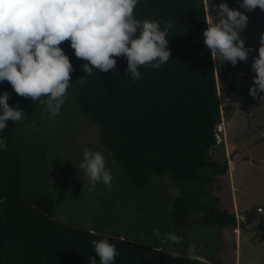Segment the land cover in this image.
Returning <instances> with one entry per match:
<instances>
[{"label":"trees","instance_id":"1","mask_svg":"<svg viewBox=\"0 0 264 264\" xmlns=\"http://www.w3.org/2000/svg\"><path fill=\"white\" fill-rule=\"evenodd\" d=\"M204 0H137L133 15L172 21L167 35L170 57L158 68L139 66V80L124 71L126 59L115 57L114 69L94 68L87 75L65 40L61 47L72 64L70 76L81 78L73 90V100L81 114L98 127L99 142L108 149L135 184L150 175L170 173L173 182L208 181L211 174L228 171L227 163L210 160L216 145V125L221 119L214 63L201 40L206 27ZM230 62L220 64L222 82L227 81ZM7 91V103L25 109L23 96L10 84L0 81ZM20 121L6 120L0 130L6 147L0 149V217L4 225V245L0 264H87L94 256L90 241L100 238L83 227L57 219V203L52 193L28 198L23 180L29 171L21 150ZM20 135V137H19ZM206 203L185 192L173 200V216L185 220L195 210L205 211ZM236 227L234 211L207 209L204 220ZM109 237L117 255L113 264H209L187 254H175L157 246ZM97 264H99L97 258Z\"/></svg>","mask_w":264,"mask_h":264},{"label":"rangeland","instance_id":"2","mask_svg":"<svg viewBox=\"0 0 264 264\" xmlns=\"http://www.w3.org/2000/svg\"><path fill=\"white\" fill-rule=\"evenodd\" d=\"M218 2L209 0L210 14L215 12L211 5ZM226 3L245 11L238 0ZM245 14L246 28L240 36L251 46L247 58L230 63L225 84L219 74L220 61H213L221 112L216 129L222 141L210 148L209 158L216 163L225 161L228 171L214 175L204 170L209 179L202 185L198 181L173 182L170 173L152 174L142 184L131 182L99 142L97 125L81 114L73 100L81 78L69 76L64 102L55 116L50 117L38 101L23 96L24 118L18 128L29 166L23 180L26 196L52 193L57 219L110 237L187 254L209 264H264V92L255 97L248 93L254 75L249 65L264 30V10L257 6ZM84 148L103 153L112 174L110 187L98 182L94 190H88L78 166ZM181 192L198 196L206 203L205 211L236 212L237 232L231 226L204 220L205 211L198 209L185 220H176L173 200ZM256 204L263 208L259 213L254 210Z\"/></svg>","mask_w":264,"mask_h":264},{"label":"clouds","instance_id":"3","mask_svg":"<svg viewBox=\"0 0 264 264\" xmlns=\"http://www.w3.org/2000/svg\"><path fill=\"white\" fill-rule=\"evenodd\" d=\"M245 11L254 7L264 10V0H238ZM137 0H0V81L6 80L20 96L30 97L44 106L50 117L59 113L69 86L72 64L61 43L65 40L73 54L83 62L80 68L90 75L94 68L108 71L115 67V57L126 59L124 71L132 80H139V66L158 68L170 57L168 31L173 22L133 15ZM206 27L201 40L213 61L225 60L232 65L243 61L251 51L240 32L246 28L247 15L226 0L211 5L205 0ZM253 83L248 93L264 92V30L259 34L256 54L250 61ZM7 91H0V130L6 120L20 121L23 108L7 103ZM6 147L0 137V149ZM79 168L87 179L88 190L96 184L111 186L112 174L105 157L98 149L84 148ZM156 235H159L157 232ZM176 239L175 236L169 237ZM94 256L87 264H113L117 249L108 235L90 241Z\"/></svg>","mask_w":264,"mask_h":264},{"label":"built area","instance_id":"4","mask_svg":"<svg viewBox=\"0 0 264 264\" xmlns=\"http://www.w3.org/2000/svg\"><path fill=\"white\" fill-rule=\"evenodd\" d=\"M216 126H217V125H216ZM215 137H216V143H217V144H218V143H221L222 138L219 136V131H218V129H216ZM262 210H263V208H262L261 205H257V206L255 207V211H256V212H261ZM240 217H241V219H243L242 216H240ZM261 226L264 227V221L261 222ZM237 229H238L237 226L234 227V228H233L234 232H237Z\"/></svg>","mask_w":264,"mask_h":264},{"label":"water","instance_id":"5","mask_svg":"<svg viewBox=\"0 0 264 264\" xmlns=\"http://www.w3.org/2000/svg\"><path fill=\"white\" fill-rule=\"evenodd\" d=\"M3 245H4V225L0 217V259L3 250Z\"/></svg>","mask_w":264,"mask_h":264},{"label":"crops","instance_id":"6","mask_svg":"<svg viewBox=\"0 0 264 264\" xmlns=\"http://www.w3.org/2000/svg\"><path fill=\"white\" fill-rule=\"evenodd\" d=\"M256 205H257V204H256ZM256 205H255V206H256ZM254 210H255V209H254ZM255 212H256V211H255ZM257 213H259V212H257ZM235 214H236V212H235ZM242 217H244V216H242Z\"/></svg>","mask_w":264,"mask_h":264}]
</instances>
